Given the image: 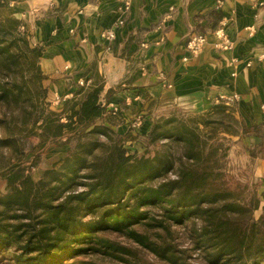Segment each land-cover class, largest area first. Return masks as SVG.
<instances>
[{
    "label": "trees",
    "instance_id": "16d2710c",
    "mask_svg": "<svg viewBox=\"0 0 264 264\" xmlns=\"http://www.w3.org/2000/svg\"><path fill=\"white\" fill-rule=\"evenodd\" d=\"M18 24L0 18V101L32 104L33 83L41 75L39 49L16 32ZM102 90L94 80L79 85L60 112L46 115L35 134L64 142L71 140L66 133L74 129L103 134L104 128L95 123L105 112ZM163 121L153 126L150 139L167 138L179 145L162 156L135 157L123 147L100 150L95 139L72 149L38 180L20 164H11L5 173L8 193L0 198V250L14 249L18 264H61L72 250L62 248L78 230L142 219L150 230L151 250L169 264H195L188 249L175 243L179 226L190 233L187 238L203 264H264V208L255 219L259 198L248 199L229 188L220 164L225 155L220 135H238L246 130L244 123L224 102L198 121L192 119L194 126L176 116ZM11 133L0 144H14L17 134ZM86 211L94 215L88 224L83 220ZM24 255L30 257L22 262Z\"/></svg>",
    "mask_w": 264,
    "mask_h": 264
},
{
    "label": "crops",
    "instance_id": "0c3cea01",
    "mask_svg": "<svg viewBox=\"0 0 264 264\" xmlns=\"http://www.w3.org/2000/svg\"><path fill=\"white\" fill-rule=\"evenodd\" d=\"M121 6L119 0H8L0 12L25 25L39 49L48 97L60 95V109L81 79L90 83L98 73L105 106L99 119L117 131L138 119L144 130L157 114L206 112L221 102L247 128L264 125V0H130L125 13ZM120 18L125 23L116 25ZM111 27L116 38L106 51L102 34ZM219 28L228 49L215 46ZM194 31L208 33L196 55L187 48ZM243 135L236 137L248 139V148L260 142L253 131ZM253 171L264 193V157Z\"/></svg>",
    "mask_w": 264,
    "mask_h": 264
},
{
    "label": "rangeland",
    "instance_id": "374dc122",
    "mask_svg": "<svg viewBox=\"0 0 264 264\" xmlns=\"http://www.w3.org/2000/svg\"><path fill=\"white\" fill-rule=\"evenodd\" d=\"M0 1L2 3L0 9L8 3V0ZM0 18L9 17L3 16L0 12ZM7 26L11 27V24ZM16 32L24 35L29 40L24 24L19 22ZM9 34L10 32H6V35ZM29 42L31 47H37L30 40ZM37 64L41 68L39 57H37ZM1 78L8 80L9 76L2 75ZM44 80L45 75L41 69L38 81L33 83L35 98H33L32 104L30 101L24 100L19 103H3L0 101V118L3 119L0 122V138H9L6 136L12 134L11 131L17 134L14 144L11 143L6 146L0 144V198H3L8 193V182L5 173L11 164H20L25 169L26 174H29L34 180H38L42 177L45 170L51 168L55 162L67 155L72 149L81 144L86 145L95 139L100 141V150L102 148L105 150L108 147L110 149L123 147L128 154L135 155V157L152 158L162 156L169 151L175 152L179 144L171 145L173 142L167 138H159L156 141L150 139L149 134L157 121L163 124V119L176 116L194 126L196 122L191 120L195 119L198 121V118L205 113L191 114L175 111L160 116L157 114L150 127L148 123L142 130L143 121L138 119L135 122H130L128 130L125 132L117 131L111 125H107L103 120L98 119L95 123L99 127L104 128L103 134L90 135L85 134V131L79 134L74 129L66 133L71 139L70 141L64 142L63 138L55 140L44 139L35 134L36 131H39L36 127L42 125L44 118L50 111L60 112L62 110L60 109L62 98L57 94L49 98L48 90L44 87ZM94 81L104 85L103 76L98 73L94 76ZM71 98H67V100ZM8 124L9 126H7ZM165 127V125L159 127L160 133L165 131ZM238 129L240 130L241 128L238 127ZM249 131H253L261 137L259 139L260 142H251V148L244 144L249 143L248 139L237 138L235 134L220 135L223 137L220 142L223 143L225 154L220 164L224 163L223 169H225L227 176L225 179L229 188L242 197L248 199L252 197L259 198L260 206L254 210V218L258 219L263 213L264 193L261 189V181L255 178L253 169L257 158L264 157V125L246 127V130L242 132V136ZM74 132L77 134H74ZM210 144L211 141L208 140L207 146ZM169 175L172 178L175 177L173 172ZM0 209H2L1 206ZM91 219H94V215L88 214L86 211L83 220L88 224ZM175 231L179 236L175 240L178 248H187L188 253L193 256L189 261L195 264H203L200 257L197 256V250L192 249L190 240L187 238L190 235L188 230L179 226L175 228ZM149 234L150 230L142 219L128 220L122 225L107 223L103 226H97L92 224L88 228L78 230L71 238L69 245L62 248L64 251L68 248L72 250L65 252L67 256L62 260L61 264H169L159 259L151 250L148 238V236H151ZM13 252L14 249H1L0 264H18L19 260L13 258ZM28 257L30 256L24 255L22 262H25Z\"/></svg>",
    "mask_w": 264,
    "mask_h": 264
},
{
    "label": "built area",
    "instance_id": "2783aa9c",
    "mask_svg": "<svg viewBox=\"0 0 264 264\" xmlns=\"http://www.w3.org/2000/svg\"><path fill=\"white\" fill-rule=\"evenodd\" d=\"M122 3L121 6V11L123 13L127 12L130 9V0H119ZM125 23L124 18H120L117 22L116 25H123ZM215 33L218 35V37L221 39L220 42L216 43L215 46L217 48H222V49H228L230 48V41L228 40L224 29L219 28L215 31ZM103 37L105 40V47L104 49L106 51H111L113 49V44L116 38V32L113 27L106 29L103 32ZM208 41V33L202 32V31H194L188 36L187 40V48L192 54H199L204 47L206 46ZM235 75V73H234ZM84 80H80V84H84ZM261 109L264 111V102L261 104Z\"/></svg>",
    "mask_w": 264,
    "mask_h": 264
}]
</instances>
